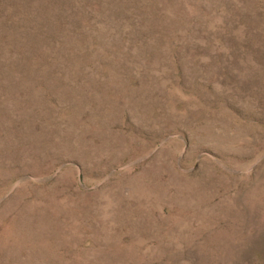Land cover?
Listing matches in <instances>:
<instances>
[{
    "label": "rangeland",
    "instance_id": "374dc122",
    "mask_svg": "<svg viewBox=\"0 0 264 264\" xmlns=\"http://www.w3.org/2000/svg\"><path fill=\"white\" fill-rule=\"evenodd\" d=\"M0 264H264V0H0Z\"/></svg>",
    "mask_w": 264,
    "mask_h": 264
}]
</instances>
